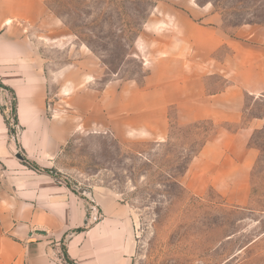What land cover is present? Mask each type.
<instances>
[{
	"label": "crops",
	"instance_id": "1",
	"mask_svg": "<svg viewBox=\"0 0 264 264\" xmlns=\"http://www.w3.org/2000/svg\"><path fill=\"white\" fill-rule=\"evenodd\" d=\"M221 21L208 8L174 10L155 25L164 33L163 52L143 81L112 80L99 90L82 62L50 69L46 49L71 54L75 45L46 0H0V81L16 94L19 121L12 135L1 110L9 91L0 87V264H67L64 252L75 264H134L128 204L105 189L82 196L26 165L63 174L58 164L77 138L160 145L173 117L179 126L208 121L215 133L192 159L185 186L212 189L238 207L250 204L258 159L250 143L264 119L244 124V114L250 99H264V26L227 32Z\"/></svg>",
	"mask_w": 264,
	"mask_h": 264
},
{
	"label": "rangeland",
	"instance_id": "2",
	"mask_svg": "<svg viewBox=\"0 0 264 264\" xmlns=\"http://www.w3.org/2000/svg\"><path fill=\"white\" fill-rule=\"evenodd\" d=\"M46 5L75 45L71 54L46 49L50 69L82 62L80 70L95 77L99 90L112 80L143 81L149 62L163 52L164 33L155 25L176 9L208 8L227 32L243 24L264 26V0H46ZM52 90L54 98L58 87ZM12 102L6 92L2 106L14 125ZM255 119H264L262 98L247 103L244 124ZM215 130L211 123L179 126L173 117L170 137L160 145H123L105 135L77 138L66 147L58 164L63 174L57 175L72 188L105 189L131 207L134 264H264V128L250 143L258 159L248 206L232 205L212 189L197 193L183 182Z\"/></svg>",
	"mask_w": 264,
	"mask_h": 264
},
{
	"label": "trees",
	"instance_id": "3",
	"mask_svg": "<svg viewBox=\"0 0 264 264\" xmlns=\"http://www.w3.org/2000/svg\"><path fill=\"white\" fill-rule=\"evenodd\" d=\"M0 87L3 88V89H5V90H7V91H9V92L12 94L13 102H12V106H11V111H12V114H13V124H14V125H12V123H10L9 118H8V116L6 115V113H5V109H4L3 106L1 107V110H2V113H3L4 116H5L6 123H7L8 127H9V129H10L11 134H12V135H16V134H17L16 127H18V124H19V121H18V115H17V98H16V94H15V92H14L11 88H9V87L5 86L4 84H2L1 81H0ZM206 123H210V122H208V121H204V122L197 123L196 125H199V124H206ZM207 141H208V140H207ZM207 141H206V142H207ZM206 142H205V143H206ZM205 143H204V144H205ZM200 150H201V149H200ZM27 163H28V164H27ZM27 163H26V164H27L30 168L34 169V170L43 171V172L49 173V174H51V175H53V176H55V177L58 178V175L55 174L54 171L47 170V169L42 170L38 165H36V164H34V163H30V162H27ZM68 186L71 187L70 184H68ZM64 260L66 261L67 264H75V263H74V262L68 257V255H67L66 252H64Z\"/></svg>",
	"mask_w": 264,
	"mask_h": 264
},
{
	"label": "water",
	"instance_id": "4",
	"mask_svg": "<svg viewBox=\"0 0 264 264\" xmlns=\"http://www.w3.org/2000/svg\"><path fill=\"white\" fill-rule=\"evenodd\" d=\"M17 158L20 160H23V157L21 154H17ZM73 189L80 195L91 198L92 197V192L90 189L87 188H81L79 186H73ZM88 210H90V206L87 207Z\"/></svg>",
	"mask_w": 264,
	"mask_h": 264
},
{
	"label": "built area",
	"instance_id": "5",
	"mask_svg": "<svg viewBox=\"0 0 264 264\" xmlns=\"http://www.w3.org/2000/svg\"><path fill=\"white\" fill-rule=\"evenodd\" d=\"M92 212H93L94 216H96V217L98 216V211L95 207L94 208L92 207Z\"/></svg>",
	"mask_w": 264,
	"mask_h": 264
}]
</instances>
